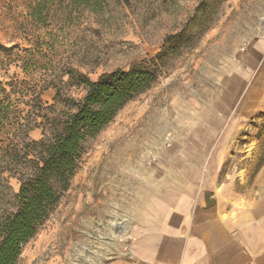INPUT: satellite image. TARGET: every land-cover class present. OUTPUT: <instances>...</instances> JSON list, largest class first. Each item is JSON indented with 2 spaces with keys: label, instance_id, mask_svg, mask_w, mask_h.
<instances>
[{
  "label": "rangeland",
  "instance_id": "rangeland-1",
  "mask_svg": "<svg viewBox=\"0 0 264 264\" xmlns=\"http://www.w3.org/2000/svg\"><path fill=\"white\" fill-rule=\"evenodd\" d=\"M41 1L37 8L33 0H0L3 82L52 83L81 99L85 89L68 85V69L97 81L156 57L170 35L187 32L177 54L163 58L157 83L91 144L19 264H119L148 201L176 194L183 178L206 176L217 193L222 184L260 193L264 0H205V33L197 38L189 29L203 12L200 0H107L98 14L70 0ZM56 93L47 88L43 102L54 104ZM30 136L38 141L42 130ZM11 184L17 192L19 182Z\"/></svg>",
  "mask_w": 264,
  "mask_h": 264
},
{
  "label": "trees",
  "instance_id": "trees-1",
  "mask_svg": "<svg viewBox=\"0 0 264 264\" xmlns=\"http://www.w3.org/2000/svg\"><path fill=\"white\" fill-rule=\"evenodd\" d=\"M41 8V0H33ZM53 0H47V3ZM90 13H100L107 0H70ZM189 32L205 33V0ZM189 25V24H188ZM210 25H208L209 27ZM186 30L170 35L162 51L130 70L116 69L91 81L68 69V85L83 86L76 99L52 83L40 88L37 80H0V264H19L25 246L55 213L78 172L91 144L114 122L130 102L149 91L162 72V60L177 54ZM192 40V38H191ZM176 42V43H175ZM24 70L28 61L22 59ZM47 88L56 89L55 102H43ZM42 139H31L34 129ZM20 188L16 192L11 180Z\"/></svg>",
  "mask_w": 264,
  "mask_h": 264
},
{
  "label": "crops",
  "instance_id": "crops-1",
  "mask_svg": "<svg viewBox=\"0 0 264 264\" xmlns=\"http://www.w3.org/2000/svg\"><path fill=\"white\" fill-rule=\"evenodd\" d=\"M226 185L217 193L206 176L187 177L149 200L119 264H264V185L259 194Z\"/></svg>",
  "mask_w": 264,
  "mask_h": 264
}]
</instances>
